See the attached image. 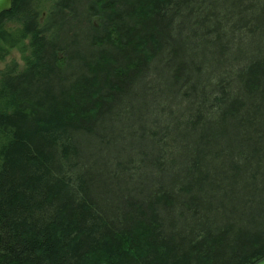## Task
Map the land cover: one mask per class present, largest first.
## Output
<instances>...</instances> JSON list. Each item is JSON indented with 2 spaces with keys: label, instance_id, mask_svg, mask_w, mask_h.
<instances>
[{
  "label": "trees",
  "instance_id": "obj_1",
  "mask_svg": "<svg viewBox=\"0 0 264 264\" xmlns=\"http://www.w3.org/2000/svg\"><path fill=\"white\" fill-rule=\"evenodd\" d=\"M31 1L0 14V61L16 48L24 62L0 71V264L263 257L264 51L237 42L264 33V0ZM184 29L209 46L215 70L182 49ZM165 53L173 91L181 79L193 88L172 141L183 165L172 167L160 116L148 129L140 112L151 152L140 139L130 168L119 158L98 171L87 141L115 136V107ZM141 167L154 172L122 186Z\"/></svg>",
  "mask_w": 264,
  "mask_h": 264
},
{
  "label": "rangeland",
  "instance_id": "obj_2",
  "mask_svg": "<svg viewBox=\"0 0 264 264\" xmlns=\"http://www.w3.org/2000/svg\"><path fill=\"white\" fill-rule=\"evenodd\" d=\"M34 2L33 0L31 3ZM45 9L40 8V14L41 11H44ZM227 7H217L216 14L218 17L225 16L228 13ZM15 22H8V24H5L6 27L15 26ZM193 29H184L182 31L183 33V43H182V49L191 51L194 53V56H196V52L203 53L205 55L204 62H208L209 68H212L215 70V57L210 52V48L208 45H201V36H197L190 33ZM196 33L199 34V32L196 31ZM244 49V51H253L255 49H262L264 51V33H260L258 35L250 36L249 33L247 34L244 32V34H240L238 37L237 42V48ZM235 48V46L233 47ZM260 51L259 53L263 52ZM186 53V52H185ZM244 53V52H243ZM22 53H20L16 48H11L8 50L7 54L5 55L4 59L0 61V71L6 69L8 66H11L12 64H15L17 68H22L24 65V62L22 60ZM197 60L199 59V54H197ZM165 57L166 53L163 55L162 58H154V60L151 63V66L149 68V72L145 74V76L139 80L136 85H134L131 90L129 91V96L126 99L121 98L119 101V104L115 107L113 112V118L112 123L114 121L115 124V136L110 139V141L106 142V144L100 145V142L97 139H90L87 141L85 146L86 151L89 153V155H92L93 160L95 159L94 167H98L101 170V168L105 171L112 169H115L114 167V161L121 159V162L123 165H125V168L128 169L132 166L133 161L137 159V156L139 155V150L137 146L139 145V142H142L137 125L140 124V121H138V124L135 125L136 122H134L135 118H137V115L141 112L143 118H145V126L149 129V127L152 128L151 125L154 124V119L156 116H160L158 123H162L163 125L167 126L168 129V135H167V150H168V156L171 155V152H173L175 157L173 159L175 160L172 167H174L175 164H178V167L180 168L183 165L182 156L177 158V152L178 147L176 144H173V139L175 138L178 142V137L175 134L176 132H180L183 130L184 126H181L182 121L181 118V111L183 113L190 111L191 108V101L193 99V88L191 89L190 85L191 83L184 82L182 79L179 83L181 86V89L178 92H174L173 88H175L174 83H172L170 79V72L168 71L169 67L165 63ZM213 58V61H212ZM200 78V77H198ZM176 84V82H175ZM199 86V84H198ZM197 86V87H198ZM179 89V86H177ZM191 89V90H188ZM190 106V108H189ZM188 107V108H187ZM159 108H164L165 111H163L162 114L159 112ZM172 109V110H171ZM185 109V110H182ZM149 111V112H148ZM151 111V112H150ZM162 112V110H161ZM172 113V114H171ZM180 113V114H179ZM168 114V115H167ZM177 115V119H174V116ZM172 115V116H170ZM135 117V118H134ZM150 124V125H149ZM127 128L126 130L127 134H123L121 136L120 133L123 132V129ZM163 126H157L158 132L162 133ZM153 129V128H152ZM108 135V134H107ZM123 137L124 141L121 139ZM142 141H141V140ZM121 140V141H120ZM148 141H143L145 144V147L149 149V152H151L150 145H153V140L147 139ZM175 140V141H176ZM142 142V143H143ZM176 142V143H177ZM126 147V149H125ZM139 147V146H138ZM143 147V146H142ZM153 147V146H152ZM153 149V148H152ZM180 155V154H179ZM139 157V156H138ZM143 157V156H142ZM177 158V159H176ZM144 159V157H143ZM113 160V161H112ZM170 161V160H169ZM168 161V162H169ZM182 161V162H181ZM178 168V169H179ZM134 171V172H132ZM140 171V175H147V174H153L154 171H151V169L146 170L145 168H137V169H129L128 172L130 173V178H124L122 182V186H128L130 183H132L133 176L135 175V172ZM162 175V174H161ZM132 176V177H131ZM135 178L139 180L137 175H135ZM128 180V181H126ZM136 180V179H134ZM119 189V188H118ZM118 189H115V191H118Z\"/></svg>",
  "mask_w": 264,
  "mask_h": 264
},
{
  "label": "water",
  "instance_id": "obj_3",
  "mask_svg": "<svg viewBox=\"0 0 264 264\" xmlns=\"http://www.w3.org/2000/svg\"><path fill=\"white\" fill-rule=\"evenodd\" d=\"M12 0H0V14L11 9ZM252 264H264V256L256 260Z\"/></svg>",
  "mask_w": 264,
  "mask_h": 264
}]
</instances>
